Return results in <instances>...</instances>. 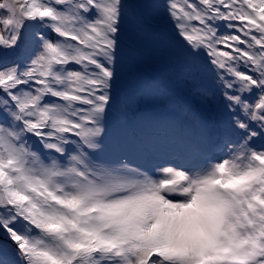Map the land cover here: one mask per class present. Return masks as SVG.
I'll use <instances>...</instances> for the list:
<instances>
[{"label": "snow or ice", "instance_id": "1", "mask_svg": "<svg viewBox=\"0 0 264 264\" xmlns=\"http://www.w3.org/2000/svg\"><path fill=\"white\" fill-rule=\"evenodd\" d=\"M0 264H264V0H0Z\"/></svg>", "mask_w": 264, "mask_h": 264}, {"label": "rangeland", "instance_id": "2", "mask_svg": "<svg viewBox=\"0 0 264 264\" xmlns=\"http://www.w3.org/2000/svg\"><path fill=\"white\" fill-rule=\"evenodd\" d=\"M146 65L151 62V59L149 57V55L145 54V59L143 61ZM142 73L147 74L148 73V68L146 66H143V68L141 69Z\"/></svg>", "mask_w": 264, "mask_h": 264}]
</instances>
